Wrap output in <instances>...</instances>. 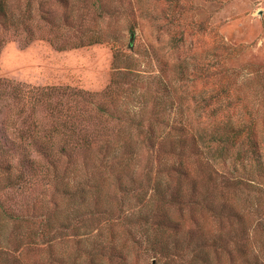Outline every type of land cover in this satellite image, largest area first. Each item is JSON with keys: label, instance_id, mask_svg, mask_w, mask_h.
<instances>
[{"label": "rangeland", "instance_id": "1", "mask_svg": "<svg viewBox=\"0 0 264 264\" xmlns=\"http://www.w3.org/2000/svg\"><path fill=\"white\" fill-rule=\"evenodd\" d=\"M5 1L12 18L0 20L1 80L22 88L99 93L118 73L125 118L156 115L165 122L156 130L172 139L181 137V126L206 138L198 153L189 136L187 142L182 138L185 153L178 156L180 149H170L169 142L159 151L135 143L136 132L130 131L125 146L133 151L120 167V181L117 171L97 168L99 160L86 161V168L81 165L84 153L72 154L77 176L69 165L67 178L89 180L85 202L74 206L84 215L91 208L121 209L122 217L101 219L91 233L56 240L49 249L31 242L30 224L16 223L20 230L12 233L14 224L2 217L0 226H7L3 247L13 252L19 246L15 254L24 264H50L53 256L67 264H190L193 249L207 239L217 247L208 249L210 264H264V0ZM90 36L100 42L73 47L86 44ZM61 44L66 48L60 49ZM13 102L11 90L1 87L0 143L11 139L3 123ZM154 102H160L155 109ZM87 124L90 131L102 126L94 120ZM146 126L147 120L143 132ZM230 128L240 134L226 151L208 143L209 135L230 133ZM6 182L1 173L0 188ZM122 185L135 189L141 202L136 195L124 197ZM42 186L35 184L23 195L4 189L0 203L15 216L44 213L54 208L53 202L58 213L72 208L51 187ZM96 189L99 200L93 197ZM156 212L165 215L156 218ZM147 225L154 226L149 236ZM153 233L155 242L168 241V256L150 250ZM10 260L7 256L6 264Z\"/></svg>", "mask_w": 264, "mask_h": 264}, {"label": "trees", "instance_id": "2", "mask_svg": "<svg viewBox=\"0 0 264 264\" xmlns=\"http://www.w3.org/2000/svg\"><path fill=\"white\" fill-rule=\"evenodd\" d=\"M6 5L5 0H0V20L2 22L10 21L12 18ZM96 5V3L90 5L91 9H95ZM98 42H100L98 36H90L87 38L86 44H82L83 42L74 43L73 47ZM58 47L60 49L66 48L65 44ZM113 57L114 60L118 58L116 54ZM119 77L117 73L105 89L99 93L75 91L60 87L22 88L19 85H14L10 80L0 79V90L1 87H8L14 99L13 104L10 106V114L6 118V122L3 123L5 127L9 128L11 139L8 142L7 139H3V142L0 143V175L1 173L7 175V182L0 188V191L11 189L15 195H23L25 191L33 189L35 184L39 183L42 188V184L45 187H51L56 194L60 195L63 201L69 202V205L72 204V208L59 210V213L54 211L55 208L57 210L58 204L53 202L54 208H49L44 213L20 214L22 216L18 214L15 216L16 214L14 215L9 208H5L0 203V222L2 217L7 223L10 219L9 221L14 224L12 233L18 232L20 230L18 226L23 223L30 224L29 226L33 227V232L29 231L28 233L31 242L46 246L49 249L56 240L63 241L68 237H83L91 233L94 223H98L101 219L108 222L122 217L121 209L117 212L106 210L98 212L91 208L84 215L80 208L74 206V202L77 204L85 202L89 194L87 187V181L89 180L75 181L74 183L71 182L70 178H67L66 166H72L73 173H76L78 169L77 159L75 161L71 160L72 154L78 152L77 156H79V154L84 153L81 165L83 164L86 168V161L89 160L92 164H95L99 160L100 163L95 164L96 167L112 173L117 171L118 180L120 181L123 174L120 167L123 169V162L130 154L129 151H133L132 149L128 151V146H125V141L131 134L130 131L136 132L135 143L148 145L152 151L155 149L159 151L164 147V144L169 142L170 149H172V146L175 149H180V154L176 153V155L182 156L185 153L186 137L189 136L193 151L199 152L200 140L206 138V134L204 135L201 132L198 135L190 134L184 131V127L181 126L182 135L184 136L181 135V137L172 139V135L163 134L162 131L156 130L159 122L162 121L161 125L165 123L161 117L155 115L152 118L145 119L133 114L125 118L122 115L124 111L121 109L122 102L119 99L123 90ZM68 101H71V103H68ZM159 105L160 102L152 104L154 109ZM38 111L41 112L39 116L36 115ZM89 120L100 122L102 126L90 131L87 129ZM105 120H109V122ZM145 120H147V126L146 131L143 132L144 128L141 127ZM234 129L230 128V133L226 134L213 133L207 137V141L209 144H216L220 150L226 151L227 146H230V143L240 134ZM98 132H101L102 135L98 136ZM248 134L252 136L251 132ZM249 135H247L248 145H252L254 142ZM112 139L114 140L113 143L111 142ZM99 156L100 158H98ZM62 164L65 166L63 169H61ZM173 168L171 167V169ZM176 171H181V165H177ZM83 175L86 177V174ZM122 193L126 198L129 195H136L135 199L141 202L140 194L138 192L136 194V190L133 188L130 189L122 185ZM95 195V199L99 200L100 193L98 189L94 191L93 197ZM148 215L143 220L145 224L150 221V215ZM163 215H165L163 212H156L154 217L162 219ZM16 223L18 226L15 225ZM6 227L0 226V255H4L3 258L5 259L0 264H6L7 256L11 258V264H24L20 256L18 257L15 254L18 252L19 246L14 248L12 252L2 245V241H4L2 231ZM144 227L145 233H147L145 235L149 236L151 230L154 232V226L147 225ZM155 236L153 233L150 240H148L150 241V250L154 251L156 255L168 256L171 251L168 241L155 242ZM207 242L208 240L204 239L200 245H197L196 250L193 249L190 264L212 263L207 255L208 249L214 248L216 250L217 247L213 243L208 245ZM174 249L180 254L182 253L181 247L174 246ZM91 257L93 259L97 256L92 255ZM50 264L67 263L63 257L53 256Z\"/></svg>", "mask_w": 264, "mask_h": 264}, {"label": "water", "instance_id": "3", "mask_svg": "<svg viewBox=\"0 0 264 264\" xmlns=\"http://www.w3.org/2000/svg\"><path fill=\"white\" fill-rule=\"evenodd\" d=\"M132 38H133V34H131L130 36V41H129V47L131 48V45H132Z\"/></svg>", "mask_w": 264, "mask_h": 264}]
</instances>
